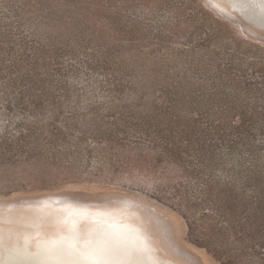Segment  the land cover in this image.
Here are the masks:
<instances>
[{
	"label": "rangeland",
	"instance_id": "374dc122",
	"mask_svg": "<svg viewBox=\"0 0 264 264\" xmlns=\"http://www.w3.org/2000/svg\"><path fill=\"white\" fill-rule=\"evenodd\" d=\"M47 1L0 0V225L128 206L177 264H264V28L226 0Z\"/></svg>",
	"mask_w": 264,
	"mask_h": 264
},
{
	"label": "bare ground",
	"instance_id": "6f19581e",
	"mask_svg": "<svg viewBox=\"0 0 264 264\" xmlns=\"http://www.w3.org/2000/svg\"><path fill=\"white\" fill-rule=\"evenodd\" d=\"M226 1L246 21L264 27V0ZM55 203L30 207L28 213L43 215L38 226L21 222L31 232L0 225V264H177L128 206ZM0 221L13 222L8 216Z\"/></svg>",
	"mask_w": 264,
	"mask_h": 264
},
{
	"label": "trees",
	"instance_id": "16d2710c",
	"mask_svg": "<svg viewBox=\"0 0 264 264\" xmlns=\"http://www.w3.org/2000/svg\"><path fill=\"white\" fill-rule=\"evenodd\" d=\"M30 1H31V3H30ZM132 1H136V0H132ZM140 1H146V0H140ZM150 1H152V0H149V1H147V2H150ZM155 2L157 1V0H154ZM25 2H26V5H27V7L28 8H30V10H31V12H32V10H33V8H36V6H38V7H43V5L44 4H48L49 3V1H47V0H25ZM28 2H29V4H28ZM184 4H181V6L179 5V7L180 8H182V12H184L185 14H188L189 16H192L193 18H198L199 16H201V15H203L202 14V12L199 10H197L196 8H191L188 4H186V5H184ZM24 4H21V6H20V4H18L16 7H15V9H14V11H13V14H14V16H15V19H17V21L20 23V20H23L24 18L26 19V20H29V14L27 13V11H25L24 10ZM176 7V6H175ZM26 9V8H25ZM36 10H39V9H36ZM24 11V12H23ZM41 12H44V14L46 15V16H51L52 15V13H53V9L52 8H45L44 10H41ZM33 13V12H32ZM200 13H201V15H200ZM28 14V15H27ZM19 15H20V18H19ZM31 35V34H30ZM1 46H3V43H1V41H0V66H4V64L7 62V65H9L10 63H14L15 62V60H19V59H16V55L15 54H13L10 58H9V60L8 61H6V59H5V56H7L8 55V53H9V51L7 52V53H5V51L4 50H2V48H1ZM5 47H7L8 48V46H7V42L5 43ZM21 48H22V46L20 45L19 46V50L18 51H20L21 50ZM9 49V48H8ZM6 54V55H5ZM221 122V121H220ZM246 124H245V122H242V125H244V126H246V128L248 129V130H251V121H249V120H246ZM217 125H219V124H217ZM239 128V127H238ZM237 129H235V130H233L234 132H237L236 131ZM236 135H238V134H236Z\"/></svg>",
	"mask_w": 264,
	"mask_h": 264
},
{
	"label": "water",
	"instance_id": "95a60500",
	"mask_svg": "<svg viewBox=\"0 0 264 264\" xmlns=\"http://www.w3.org/2000/svg\"><path fill=\"white\" fill-rule=\"evenodd\" d=\"M249 22V21H248ZM251 23V22H250ZM264 28V27H263Z\"/></svg>",
	"mask_w": 264,
	"mask_h": 264
}]
</instances>
